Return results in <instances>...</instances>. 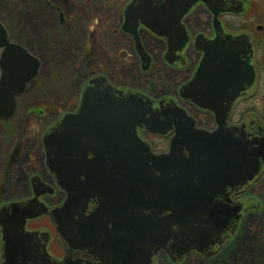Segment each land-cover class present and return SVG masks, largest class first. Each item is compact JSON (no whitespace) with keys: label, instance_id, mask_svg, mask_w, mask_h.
<instances>
[{"label":"water","instance_id":"water-1","mask_svg":"<svg viewBox=\"0 0 264 264\" xmlns=\"http://www.w3.org/2000/svg\"><path fill=\"white\" fill-rule=\"evenodd\" d=\"M237 2L134 0L127 6L123 32L133 39L144 71L152 59L141 28L167 43L165 61L180 68L191 43L185 17L198 4L213 14L215 37L195 39L203 58L180 97L212 113L218 129L198 130L174 101L154 102L95 79L79 111L65 115L43 140L47 167L67 198L48 207L41 199L54 190L35 177L32 199L0 209L3 264H156L162 251L180 264L190 256L211 259L233 240L243 216L259 209L255 201L234 204L233 197L264 175V139L237 138V130L228 128L237 104L257 85L250 37L228 34L219 20L224 13H246L248 1L235 10ZM0 49V120H7L41 63L11 43L1 22ZM144 132L174 133L169 153L155 155L141 138ZM44 217L65 251L61 261L49 251L52 234L28 228Z\"/></svg>","mask_w":264,"mask_h":264},{"label":"rangeland","instance_id":"rangeland-1","mask_svg":"<svg viewBox=\"0 0 264 264\" xmlns=\"http://www.w3.org/2000/svg\"><path fill=\"white\" fill-rule=\"evenodd\" d=\"M130 2L0 0V22L8 30L11 43L25 48L41 63L39 75L18 98L16 115L7 121L0 120V207L30 199L33 196L30 177L31 181L39 177L54 190L53 196L45 198L48 205L60 206L64 192L57 188L47 168L43 138L65 114L77 112L84 87L95 79L104 77L115 88L149 94L148 97L176 98L180 94L178 85L188 77L187 71L171 72L161 61L165 45L145 32L141 33L142 39L153 66L150 71L143 70L131 36L121 28ZM59 5L63 7L60 9ZM263 15L264 0H257L251 16L262 19ZM202 18L204 25H192L194 34L209 28L207 15ZM235 26L251 28L230 25ZM256 26L259 25L252 28L255 30ZM261 27L264 29V25ZM188 110L192 116L204 119L194 108ZM210 124L205 119L202 127ZM150 139L156 148L161 146L163 151L169 148L164 141ZM252 195L261 209L243 221L238 236L228 247L210 261L191 258L182 264H264V182L253 189ZM39 226L53 231L49 219H42L30 228ZM52 252L60 253L59 247L54 245ZM158 264H168L163 254Z\"/></svg>","mask_w":264,"mask_h":264},{"label":"flooded vegetation","instance_id":"flooded-vegetation-1","mask_svg":"<svg viewBox=\"0 0 264 264\" xmlns=\"http://www.w3.org/2000/svg\"><path fill=\"white\" fill-rule=\"evenodd\" d=\"M237 1H238L237 5L235 3L233 4V6L236 5L234 7L235 10L238 9V7H240V3H242L243 0H237ZM246 1H248V3H249V7L247 8L248 9L247 13H245V14L224 13V14L220 15L219 19H220L221 24L223 25V27L227 33L233 34V35L234 34H242V33L247 34L251 38L253 46H254V50H255L254 66L256 67L257 76H258L257 90L249 98H246V99L242 100L241 102H239V104L237 105V107L235 108V110L231 114V117L228 120V128L232 129V130H237V132H236L237 138L242 137L247 141H252L254 139H264V29H263V27H260L261 25H264V15L261 16L262 19H260L259 16H257V17L251 16L252 11L255 9V4L257 3V0H246ZM58 7L61 9V7H63V6L59 5ZM243 8H245V5ZM197 15H200L198 20L195 19ZM203 15H207V17H208L207 25H209V28L203 32H200L199 34H203L208 38H213L214 37V30L212 27L213 15L202 4H198L185 17V19L183 21V25H185V27L189 31V33L196 35L193 33V31L191 29L192 25H204V20L202 18ZM249 17H251V18H249ZM123 20H124V15H123ZM97 22L99 23V21H97V19H96V23ZM230 25H250L251 28H247L246 26L245 27L247 29H243V28L239 29L237 26H235V28H231ZM252 25H259V26H256V28L254 30V28H252ZM142 32H145L149 37L161 42L162 45H165V47H167L165 42L156 39L155 37H153L152 35H150L148 32H146L144 30ZM165 53H166V50H165ZM164 56H165V54H163L161 56V61L171 72L183 73V72L187 71V73H188V77H186V79L181 84L178 85L179 90H180L182 86H184L185 84H188L192 80L194 73H195V71H196V69H197V67L201 61V55L198 52H196L193 47H188L185 50V52L183 53L184 66H182L180 68L173 67V66L171 67V65L169 66L164 61ZM195 56L197 57L196 60H195ZM126 91H128V90L126 89ZM148 95H146V96H148ZM150 96H152V95H150ZM260 96H263V97H260ZM152 97L157 99L156 102H161L164 100L169 102L172 100H176L177 103L179 104V106H182L186 109H188L189 107H192L195 110H197L198 112H200L201 116L204 117L201 124H203L205 122V119L206 120L208 119L211 123L209 127L208 126L202 127V125H201L200 130H204L208 133H214L218 129V126L216 124V120H215V117L213 114L208 113V112H202V111L198 110L190 102L180 100L178 98V96H176V98H174V97L172 98L171 96H164V97L152 96ZM258 110H259V112H258ZM260 111H262L263 114ZM173 135L174 134L171 133L167 137L159 138V137H155V136L153 137V136H150L149 134L143 133L142 136H143V139H145V141L150 144L153 152L156 155H164V154H167L169 152L168 146L170 147V142H171V139L173 138ZM150 137L164 141L165 144L167 145L168 149L163 151V150H161V146H158L156 148L152 144V142H151L152 140L150 139ZM263 182H264V175L258 183L251 186V188L247 192H245L243 195H237V196L233 197V203L238 204V203L243 202L245 200H247V201L255 200V198L252 197L253 196L252 191H253V189H255V187H258V185L263 183ZM28 183H29V187H31V177L28 180ZM45 201H46V199H45ZM259 206L261 208V205H259ZM251 214H255V212H253V213L249 212L248 214L243 216V218L239 222L238 229L235 233V236L239 234L243 221ZM54 245H57V242L53 241L50 245V248L52 249ZM162 254L165 256L166 262H168V264H171L169 257H168V254L164 251L158 253L156 264H158V260L160 258V255H162ZM52 255L55 259H57L59 261H61L65 258V253L61 250V248H60V253L55 254L54 252H52ZM190 259L191 258H189L187 260H190ZM0 264H1V262H0Z\"/></svg>","mask_w":264,"mask_h":264},{"label":"bare ground","instance_id":"bare-ground-1","mask_svg":"<svg viewBox=\"0 0 264 264\" xmlns=\"http://www.w3.org/2000/svg\"><path fill=\"white\" fill-rule=\"evenodd\" d=\"M248 7H249V5H248ZM247 11H248V9H247ZM247 13V12H246ZM245 14V13H244ZM261 27V26H260Z\"/></svg>","mask_w":264,"mask_h":264},{"label":"trees","instance_id":"trees-1","mask_svg":"<svg viewBox=\"0 0 264 264\" xmlns=\"http://www.w3.org/2000/svg\"><path fill=\"white\" fill-rule=\"evenodd\" d=\"M40 227V226H39Z\"/></svg>","mask_w":264,"mask_h":264}]
</instances>
